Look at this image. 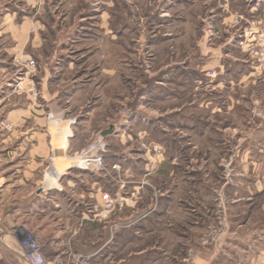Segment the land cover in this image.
Listing matches in <instances>:
<instances>
[{
	"label": "rangeland",
	"instance_id": "374dc122",
	"mask_svg": "<svg viewBox=\"0 0 264 264\" xmlns=\"http://www.w3.org/2000/svg\"><path fill=\"white\" fill-rule=\"evenodd\" d=\"M238 2L0 0V179L22 189L19 132L41 135L43 185L47 150L68 134L79 150L117 132L97 143L108 164L82 160L116 173L120 197L105 200L102 223L127 206L147 216L92 264H193L223 227L264 226V23ZM0 264L20 263L0 245Z\"/></svg>",
	"mask_w": 264,
	"mask_h": 264
},
{
	"label": "crops",
	"instance_id": "0c3cea01",
	"mask_svg": "<svg viewBox=\"0 0 264 264\" xmlns=\"http://www.w3.org/2000/svg\"><path fill=\"white\" fill-rule=\"evenodd\" d=\"M238 1L242 17L264 23V0ZM22 119L24 117H19L18 122L24 123ZM262 123L263 125L256 127L258 131L264 130V120ZM31 131V134L19 132L21 137L27 136L23 138V143L30 145L27 151L25 173L20 180L16 181L22 189L16 192L8 189L13 184L0 179L1 247L20 264H27L18 248L17 230L22 227L36 237L47 259L72 253L88 258L90 264L92 259H101L103 262L108 260L104 252L109 247L115 251L120 248L123 243L120 238L121 233L128 231L136 236L134 224L147 216L136 217L133 207L127 206L123 209L128 210L127 217H121L122 210L116 209L112 214L116 221H112L111 224L102 223L100 212L103 210L105 200L120 197V187L114 179L116 173L111 172L109 176H104L92 170L72 169L70 166H73L79 157L83 160L99 155L103 163L108 164V155H102L99 152L98 144L112 138L117 132L111 136H104L101 133L97 142H94V147L79 150L71 148V142L75 136L68 134L65 145L61 149L51 147L47 150V158L50 159L48 167L50 170L47 171L53 174L46 177L43 185L36 178L40 169L41 135L33 129ZM256 150L257 154H264V146H258ZM91 167L95 168L94 165ZM82 176L91 177V182L86 183L81 180ZM5 198L9 199L5 200ZM252 200L253 198H239V202ZM261 215L264 217V211ZM202 218L208 219L209 232L215 230L212 222L210 225V221L214 220L212 215L202 216ZM121 221L126 222L127 225L121 227ZM248 223L246 220L234 227H223L226 232L224 234L228 235L224 242L218 245V249L211 247L204 249L197 259L193 258V264H264V226L258 230L250 228ZM196 224L199 229V223ZM105 225L110 226L105 227ZM202 228L205 230L204 227ZM228 229L232 231L228 232ZM103 233H106V237ZM88 234H91V237L96 235L100 238L94 242L89 238L90 236H87ZM121 262L119 260L114 264ZM96 264L100 262L97 261Z\"/></svg>",
	"mask_w": 264,
	"mask_h": 264
},
{
	"label": "built area",
	"instance_id": "2783aa9c",
	"mask_svg": "<svg viewBox=\"0 0 264 264\" xmlns=\"http://www.w3.org/2000/svg\"><path fill=\"white\" fill-rule=\"evenodd\" d=\"M90 160L82 161L85 165ZM94 164L95 171L101 170V159L96 158L90 161ZM18 248L22 253L27 264H90L89 259L78 254L67 253L63 256L58 255L52 259H47L43 252L41 244L36 237L24 228H19L17 231Z\"/></svg>",
	"mask_w": 264,
	"mask_h": 264
},
{
	"label": "bare ground",
	"instance_id": "6f19581e",
	"mask_svg": "<svg viewBox=\"0 0 264 264\" xmlns=\"http://www.w3.org/2000/svg\"><path fill=\"white\" fill-rule=\"evenodd\" d=\"M64 134V133H63ZM66 136V135H65ZM64 136V137H65ZM67 137V136H66ZM64 143H65V141H64ZM64 143H62L63 145H61V147H57V148H62V146H64L65 144ZM89 159V158H88ZM57 164V163H56ZM57 165H59V164H57ZM70 168H73V169H85V164L82 162V158H79L78 160H76L74 163H73V166H70ZM94 171V170H93Z\"/></svg>",
	"mask_w": 264,
	"mask_h": 264
}]
</instances>
